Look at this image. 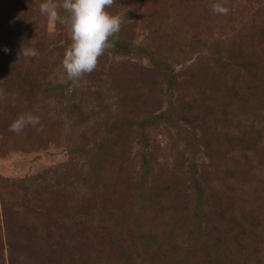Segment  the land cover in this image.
<instances>
[{
    "label": "rangeland",
    "instance_id": "374dc122",
    "mask_svg": "<svg viewBox=\"0 0 264 264\" xmlns=\"http://www.w3.org/2000/svg\"><path fill=\"white\" fill-rule=\"evenodd\" d=\"M42 2L0 0V264H264V0H116L79 86Z\"/></svg>",
    "mask_w": 264,
    "mask_h": 264
},
{
    "label": "clouds",
    "instance_id": "9594fccd",
    "mask_svg": "<svg viewBox=\"0 0 264 264\" xmlns=\"http://www.w3.org/2000/svg\"><path fill=\"white\" fill-rule=\"evenodd\" d=\"M228 0H217L211 5L213 14L227 15L229 8L226 6ZM116 0H62L56 3L54 0H44L39 5L42 15L49 19L59 18L62 9L67 13L65 22L68 26L71 43L66 48L62 60V67L67 80L73 85L79 86L85 75H90L99 64V59L106 50L111 49L113 44L111 38L116 36L122 25L119 15L109 11ZM38 52L29 43L22 44L19 56L25 58L35 57ZM62 74L60 79L64 80ZM68 88V93L72 92ZM11 95L12 102H16L15 94H8L0 88V100L7 99ZM41 123L40 117L30 112L18 115L10 124L9 130L21 133L26 127H36ZM43 131V128H38Z\"/></svg>",
    "mask_w": 264,
    "mask_h": 264
},
{
    "label": "trees",
    "instance_id": "16d2710c",
    "mask_svg": "<svg viewBox=\"0 0 264 264\" xmlns=\"http://www.w3.org/2000/svg\"><path fill=\"white\" fill-rule=\"evenodd\" d=\"M117 48H119V50L124 49L123 46H122L121 44H118V45H117ZM145 123H146V122H142V123H139V124L137 123V125H138V127H139L140 130H142V128L145 126ZM125 126H130V125H129V121H126V120H124V119H120V122H119L118 124H117V122L115 121V124L112 125L110 131L112 132L113 137H114V133H115V132H117V133L119 134L120 137H119L118 139L115 138V141H124V143L130 141V142H129V145H130V143H131V138L128 137V135H127V137H125L124 139H121V136L123 135V131L126 130ZM146 141H147V138L144 136L143 139L141 140V143L144 145L143 142H146ZM249 144H250V143H249ZM128 151H129V146L125 145V146L123 147V149H122L121 157H122V155L126 156V154H127ZM105 180H106V179H105ZM99 181L102 182V184H103V182H104L102 179H100ZM104 185L107 186V188L110 187V186L108 185V183H107V180H106V183H105ZM4 187H5V186H4ZM110 188H111V187H110ZM10 195H13V192H11ZM155 204H156V203L153 202V206H154ZM151 205H152V203H151ZM155 208H156V207H155ZM179 216H180V215H179ZM179 216H178V218H179ZM224 229H225V228L215 227V230H213V233H214V235H215V234L218 235V231H222V230H224ZM215 242H216V241H215ZM217 244H218V243H215V245H217ZM158 245H161V244H158ZM211 245L214 246L213 244H211ZM218 246L220 247V244H219ZM144 257L151 258V257H155V256L152 254L151 256H144Z\"/></svg>",
    "mask_w": 264,
    "mask_h": 264
}]
</instances>
